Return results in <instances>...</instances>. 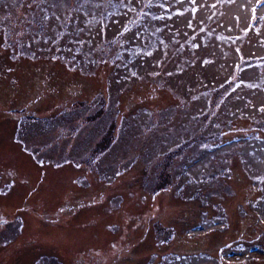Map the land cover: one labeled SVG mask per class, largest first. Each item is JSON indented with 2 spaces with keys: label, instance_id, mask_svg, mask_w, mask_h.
<instances>
[{
  "label": "rangeland",
  "instance_id": "obj_1",
  "mask_svg": "<svg viewBox=\"0 0 264 264\" xmlns=\"http://www.w3.org/2000/svg\"><path fill=\"white\" fill-rule=\"evenodd\" d=\"M173 1L76 63L72 28L0 0V264H264V0ZM37 30L55 49L30 57Z\"/></svg>",
  "mask_w": 264,
  "mask_h": 264
},
{
  "label": "trees",
  "instance_id": "obj_2",
  "mask_svg": "<svg viewBox=\"0 0 264 264\" xmlns=\"http://www.w3.org/2000/svg\"><path fill=\"white\" fill-rule=\"evenodd\" d=\"M31 1L34 2L35 0ZM28 2L29 1H27V3ZM38 2L43 5L38 11L41 24L45 23L49 26H53V28L57 26V30L62 28L61 31L67 28H72L70 33L77 35L75 36L74 40H70V42L67 40V46L69 48L67 49L68 52L66 51L68 57L72 58V60L76 63H79L81 56L85 57L84 54L77 52L81 46L80 44L85 42L83 40L85 38L84 34L87 35L90 33L94 35L91 38V44H94L98 40L100 42L102 41L104 44H112L114 47L116 45V41L113 40L118 39V44H124L122 51L124 52L130 48L129 41L132 40L130 35L131 29H134L136 26L141 27L145 25L156 27L158 23H164V21L170 22V19L174 18L180 11V8L174 7L173 0H83V6L81 8H63V11L56 9L55 6H52V0H38ZM29 3L30 5L32 4L31 2ZM167 17H170V19H166ZM98 19H100V22H98ZM116 22L121 23L122 25H120L122 27L120 26L118 28H114V24ZM4 26H6L5 32H10L8 29L10 26L7 24ZM74 26L77 29H75ZM101 27L105 28L106 30L114 29L113 36L111 33H109L107 36L104 35L103 38L102 35H95V31H101ZM78 29L83 30L81 37L78 33ZM0 30L2 31V27H0ZM61 31L59 30L58 33H61ZM55 33H53V35L50 34L49 36H42L39 30L34 31L33 36L35 37L27 40V42L25 41L26 38H22L18 45L20 48L19 50H21V52H23V50L29 51L30 57L41 54V52L46 50V47H48L47 50H53L55 49L54 43L56 41L54 39ZM102 33L105 34L103 31ZM63 34L68 35V32L65 31ZM4 37L6 40H8L7 42L9 45L14 42L13 40H10L9 34L5 35ZM147 37L148 39L150 38L149 40L152 42L150 44L152 45L149 44L150 46H148L146 49L135 50V52L131 51L129 54L125 53L122 58H127L130 59L129 61H131L135 60L134 57L142 55L145 57H152L153 59L155 51H157V49L160 50V44L155 42L159 36L157 34H149ZM136 38H139L138 34L136 35ZM59 39H61V37ZM137 44L138 43H135L134 48L137 46ZM61 50H63L62 47L56 52ZM127 63L125 66L129 68L128 73L131 72L130 76H138L141 73L145 74V72L149 69L148 68L147 70H143L138 73L136 69L140 66L136 65L135 63L127 65ZM250 66L252 65H246V67ZM154 69H157L158 71H152L154 72L153 75L158 76L162 73L164 64L159 63L158 67ZM235 69H238L239 72V67ZM238 75H240V72ZM95 102L96 100H93V103Z\"/></svg>",
  "mask_w": 264,
  "mask_h": 264
},
{
  "label": "snow or ice",
  "instance_id": "obj_3",
  "mask_svg": "<svg viewBox=\"0 0 264 264\" xmlns=\"http://www.w3.org/2000/svg\"><path fill=\"white\" fill-rule=\"evenodd\" d=\"M262 111H264V109H261Z\"/></svg>",
  "mask_w": 264,
  "mask_h": 264
}]
</instances>
